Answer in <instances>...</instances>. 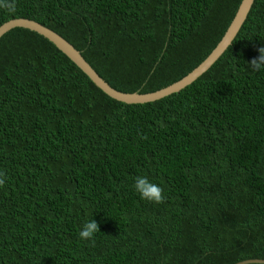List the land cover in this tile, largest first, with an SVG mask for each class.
<instances>
[{"label":"trees","instance_id":"trees-1","mask_svg":"<svg viewBox=\"0 0 264 264\" xmlns=\"http://www.w3.org/2000/svg\"><path fill=\"white\" fill-rule=\"evenodd\" d=\"M242 0H16L113 88L153 93L197 68ZM264 0L220 59L146 104L104 94L44 37L0 39V264L264 260ZM146 136L147 139H142ZM164 190L144 200L135 177ZM98 222L94 243L79 238Z\"/></svg>","mask_w":264,"mask_h":264},{"label":"water","instance_id":"water-1","mask_svg":"<svg viewBox=\"0 0 264 264\" xmlns=\"http://www.w3.org/2000/svg\"><path fill=\"white\" fill-rule=\"evenodd\" d=\"M255 0H242L238 11L231 22L224 37L212 51V53L191 73L170 86L153 93H126L113 88L105 81L91 64L83 57L82 53L76 49L69 41L59 35L54 30L42 25L37 21L26 18H18L8 21L0 27V39L8 32L16 28L27 29L44 37L60 50L71 62H73L93 83L108 97L129 105L146 104L161 100L170 95L178 93L187 86L194 83L199 77L207 72L231 46L243 25L248 19ZM237 264H264V260L253 259L243 261Z\"/></svg>","mask_w":264,"mask_h":264},{"label":"clouds","instance_id":"clouds-1","mask_svg":"<svg viewBox=\"0 0 264 264\" xmlns=\"http://www.w3.org/2000/svg\"><path fill=\"white\" fill-rule=\"evenodd\" d=\"M0 10H5L9 13L15 12L16 0H0ZM260 55L251 61L250 65L254 70L264 69V47L258 49ZM142 139H147L146 136H142ZM6 183V173L0 171V187ZM134 190L144 200L152 203H163L165 200L164 190L161 186L151 182L146 176H137L133 184ZM100 231V227L97 221L94 219L85 221L81 226L78 236L85 241H91L94 243L95 234Z\"/></svg>","mask_w":264,"mask_h":264}]
</instances>
